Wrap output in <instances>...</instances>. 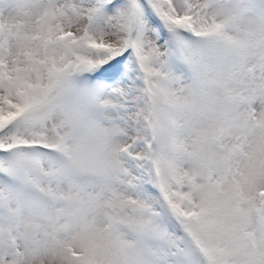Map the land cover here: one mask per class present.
<instances>
[{
    "label": "snow or ice",
    "instance_id": "1",
    "mask_svg": "<svg viewBox=\"0 0 264 264\" xmlns=\"http://www.w3.org/2000/svg\"><path fill=\"white\" fill-rule=\"evenodd\" d=\"M0 264H264V0H0Z\"/></svg>",
    "mask_w": 264,
    "mask_h": 264
}]
</instances>
